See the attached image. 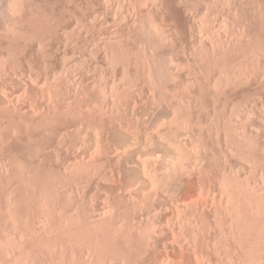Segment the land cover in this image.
<instances>
[{"label": "rangeland", "instance_id": "1", "mask_svg": "<svg viewBox=\"0 0 264 264\" xmlns=\"http://www.w3.org/2000/svg\"><path fill=\"white\" fill-rule=\"evenodd\" d=\"M0 264H264V0H0Z\"/></svg>", "mask_w": 264, "mask_h": 264}, {"label": "bare ground", "instance_id": "2", "mask_svg": "<svg viewBox=\"0 0 264 264\" xmlns=\"http://www.w3.org/2000/svg\"><path fill=\"white\" fill-rule=\"evenodd\" d=\"M188 137V136H187ZM177 160V159H176ZM174 162V161H173ZM173 162H170V163H172L171 164V166H169V167H172V165H173ZM175 162H177L178 164H179V162H178V160L177 161H175ZM174 162V163H175ZM176 164V163H175ZM178 164H176V165H178ZM145 165H147V163L145 164V163H143V174H145V176L148 174V175H151V173H150V170H149V168H148V166H145ZM179 166V165H178ZM148 168V169H147ZM176 168H177V166H176ZM166 169L168 170V168L166 167ZM166 169H165V171H166ZM173 169H175V165L173 166ZM173 169H169V170H173ZM149 170V171H148ZM168 170V171H169ZM148 171V172H147ZM147 173V174H146ZM151 179V178H150ZM152 180H153V177H152ZM155 183V182H154ZM152 208V207H151ZM154 209V208H153ZM157 210H155V212H156ZM156 215H158L159 216V214H156Z\"/></svg>", "mask_w": 264, "mask_h": 264}]
</instances>
